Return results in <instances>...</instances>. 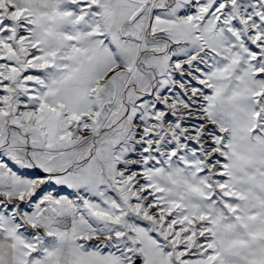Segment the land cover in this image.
Returning <instances> with one entry per match:
<instances>
[{
	"label": "snow or ice",
	"instance_id": "6c2138e0",
	"mask_svg": "<svg viewBox=\"0 0 264 264\" xmlns=\"http://www.w3.org/2000/svg\"><path fill=\"white\" fill-rule=\"evenodd\" d=\"M0 264H264V0H0Z\"/></svg>",
	"mask_w": 264,
	"mask_h": 264
}]
</instances>
